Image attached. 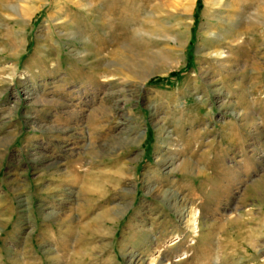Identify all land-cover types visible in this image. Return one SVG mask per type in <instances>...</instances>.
Segmentation results:
<instances>
[{
    "label": "rangeland",
    "instance_id": "rangeland-1",
    "mask_svg": "<svg viewBox=\"0 0 264 264\" xmlns=\"http://www.w3.org/2000/svg\"><path fill=\"white\" fill-rule=\"evenodd\" d=\"M0 264H264V0H0Z\"/></svg>",
    "mask_w": 264,
    "mask_h": 264
},
{
    "label": "bare ground",
    "instance_id": "bare-ground-1",
    "mask_svg": "<svg viewBox=\"0 0 264 264\" xmlns=\"http://www.w3.org/2000/svg\"><path fill=\"white\" fill-rule=\"evenodd\" d=\"M8 8H10V9H12V10H14L15 11V13L19 16V17H24V15H26L24 12H21L20 11V9H19V6H18V4H16V3H13L12 5H10V6H8ZM218 16V15H217ZM219 16H221V15H219ZM220 19V18H219ZM221 19H223L222 18V16H221ZM224 19H226V18H224ZM229 19V18H228ZM231 21V20H230ZM233 21V20H232ZM223 22V21H222ZM236 32V31H235ZM235 32L234 31H232V33H229V34H231V35H233L234 37H236L237 35L235 34ZM230 37L229 38V40L231 39V41H233V40H235V38L234 37ZM172 40H173V42H177V38L175 37V36H171L170 37ZM224 39L226 38V39H228L227 37H223ZM232 38H234V39H232ZM13 74H14V71H13ZM183 168V167H182ZM167 193V192H166ZM169 196H174V194H172V193H170L169 194ZM171 204V203H170ZM169 204V205H170ZM25 205V204H24ZM172 205H174V204H172ZM108 211V210H107ZM107 213V212H106ZM107 216H108V214H106ZM106 216V217H107ZM71 218V217H70ZM73 221V220H72ZM98 231V230H97ZM24 262V261H23Z\"/></svg>",
    "mask_w": 264,
    "mask_h": 264
}]
</instances>
